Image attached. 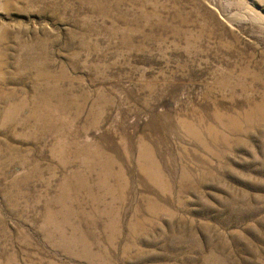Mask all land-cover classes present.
Segmentation results:
<instances>
[{"label": "rangeland", "instance_id": "374dc122", "mask_svg": "<svg viewBox=\"0 0 264 264\" xmlns=\"http://www.w3.org/2000/svg\"><path fill=\"white\" fill-rule=\"evenodd\" d=\"M0 264H264V0H0Z\"/></svg>", "mask_w": 264, "mask_h": 264}]
</instances>
